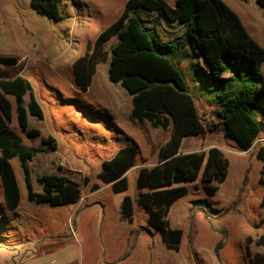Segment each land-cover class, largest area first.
I'll use <instances>...</instances> for the list:
<instances>
[{
    "label": "rangeland",
    "instance_id": "obj_1",
    "mask_svg": "<svg viewBox=\"0 0 264 264\" xmlns=\"http://www.w3.org/2000/svg\"><path fill=\"white\" fill-rule=\"evenodd\" d=\"M165 1L176 6L177 0ZM223 1L264 48V10L255 0ZM126 2L61 0L63 19L52 21L37 14L29 0H0V56L18 58L16 66L0 65V80L24 76L44 113L42 120L29 115V129L38 130V137H28L21 130L15 113L9 123L24 145L45 149L29 164L34 191L42 192L38 178L44 175H63L82 187L76 205H38L29 200L24 173L18 160H12L23 198L15 212L9 211L0 183V264H249L247 248L252 258L264 260V246L258 243L264 235V163L257 156L264 146V113L258 110L253 116L262 123V132L247 151L220 127L183 141V153L219 148L229 162V173L213 197L206 195L200 179L184 184L189 193L172 206L167 217L172 228L183 230L180 250H168L160 234L149 227L148 215L138 203L136 177L140 168L158 163L159 149L171 130L134 120L131 96L110 82L108 66L116 37L106 43L107 59L97 65L88 91L77 87L73 74L75 60L91 51L98 35L120 17ZM138 15L150 23L157 17L142 9ZM183 28L161 19L156 24L163 41L182 35ZM187 51L191 65L187 72L201 66L208 70L191 46ZM188 65V61L182 64ZM204 98L196 101V107L209 128L217 119ZM9 99L14 105V99ZM29 102L27 94L26 107ZM43 138H52L53 145H43ZM126 146H136L138 156L127 175L128 191L115 194L98 174L102 162ZM95 185L99 188L94 189ZM125 195L133 198L135 206L130 226L118 222ZM110 222L111 231L106 228ZM112 251H118V256L110 258Z\"/></svg>",
    "mask_w": 264,
    "mask_h": 264
},
{
    "label": "trees",
    "instance_id": "obj_2",
    "mask_svg": "<svg viewBox=\"0 0 264 264\" xmlns=\"http://www.w3.org/2000/svg\"><path fill=\"white\" fill-rule=\"evenodd\" d=\"M255 1L264 10V0ZM29 4L48 20L63 19L61 0H29ZM141 9L157 14L154 23L138 15ZM160 19L182 25L183 34L163 41L156 30ZM115 37L118 42L111 48L108 78L131 96V117L141 124L148 122L155 128L171 130L168 141L159 149L158 163L138 170L136 188L149 227L160 234L168 250L178 252L184 233L172 228L167 217L171 207L189 193L184 184L200 179L206 195L213 197L229 173V162L219 148L183 153L182 143L220 127L241 150L253 147L262 132V123L253 116V111L264 113V48L251 38L239 16L223 0H177L175 7L165 0H127L120 17L98 35L91 51L73 63L74 80L80 90L88 91L97 65L107 59L105 45ZM189 46L208 70L201 66L187 72L191 66ZM186 61L189 65L184 68L182 64ZM17 64L16 57L0 56L2 66ZM27 94L30 102L26 107ZM203 97L214 108L217 119L209 128L196 107V101ZM9 98L14 99L15 107ZM14 113L28 137L40 135L38 130L29 129V115L42 120L44 113L31 83L23 76L0 80V183L7 209L15 212L21 203L14 159L24 173L30 201L52 207L78 204L82 198L81 185L63 175L39 177L42 192L34 191L29 164L45 149L23 144L9 124ZM52 143V138L42 139L45 146ZM137 156L136 146L118 149L102 162L98 179L111 185L115 194L126 193L127 173L135 167ZM257 156L264 163V146ZM261 207L264 208V198ZM121 214L128 223H134V200L129 195L123 197ZM258 243L264 246V235ZM246 255L249 264L264 263L259 256L252 258L248 248Z\"/></svg>",
    "mask_w": 264,
    "mask_h": 264
},
{
    "label": "crops",
    "instance_id": "obj_3",
    "mask_svg": "<svg viewBox=\"0 0 264 264\" xmlns=\"http://www.w3.org/2000/svg\"><path fill=\"white\" fill-rule=\"evenodd\" d=\"M24 77V76H23ZM14 79V78H13ZM90 88V87H89ZM89 90V89H88ZM26 97V96H25ZM131 100H132V98H131ZM14 106V105H13ZM132 110V109H131ZM181 152H182V150H181ZM14 167V166H13ZM15 170V169H14ZM15 174H16V172H15ZM127 175H128V173H127ZM16 176H17V174H16ZM17 180H18V184H19V188H20V192H21V203H22V198H23V188H22V186H21V184H20V182H19V179H18V176H17ZM21 203H20V205H21ZM121 204H122V202H121ZM20 207V206H19ZM172 208V207H171ZM134 209H135V206H134ZM171 210V209H170ZM120 214H121V207H120ZM121 218H122V214H121ZM119 223H123V224H126V225H131L130 223H128L126 220H124L123 218H122V221L121 220H119L118 221ZM119 227V226H118ZM106 228H108L110 231H111V229H112V224H111V222L107 225V227ZM120 228V227H119ZM125 228V227H124ZM117 237H118V235H117ZM114 238H116V233H114ZM118 256V251H112L111 253H110V255H109V257L110 258H115V257H117Z\"/></svg>",
    "mask_w": 264,
    "mask_h": 264
}]
</instances>
